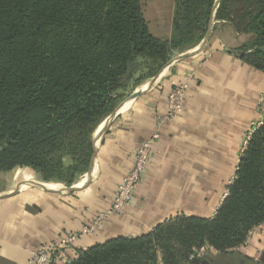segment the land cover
<instances>
[{
    "label": "trees",
    "instance_id": "obj_1",
    "mask_svg": "<svg viewBox=\"0 0 264 264\" xmlns=\"http://www.w3.org/2000/svg\"><path fill=\"white\" fill-rule=\"evenodd\" d=\"M215 3L173 0L171 34L161 39L150 33L143 0H0V173L28 168L44 183L71 187L89 170L94 135L124 96L198 46L212 17L246 38L233 54L264 76V0ZM261 121L246 135L212 219L180 215L79 251L68 264H192L201 247L242 248L264 225Z\"/></svg>",
    "mask_w": 264,
    "mask_h": 264
},
{
    "label": "crops",
    "instance_id": "obj_2",
    "mask_svg": "<svg viewBox=\"0 0 264 264\" xmlns=\"http://www.w3.org/2000/svg\"><path fill=\"white\" fill-rule=\"evenodd\" d=\"M172 12L173 0L166 36H161L152 32L160 30L157 8L145 6L153 36L170 37ZM214 25L198 54L173 55L157 76L124 96L94 135L89 170L71 187L44 183L28 168L0 173V264H27L34 250L77 233L107 210L132 168L138 145L154 134L158 139L146 173L123 213L76 240L69 251L79 253L117 237H138L180 215L213 218L234 177L255 119L257 97L264 91V76L233 54L246 38L228 24ZM186 75L191 79L182 114L160 124L168 93ZM136 91L141 94L131 98ZM192 264H264V225L249 234L242 248L210 251L202 262Z\"/></svg>",
    "mask_w": 264,
    "mask_h": 264
},
{
    "label": "built area",
    "instance_id": "obj_3",
    "mask_svg": "<svg viewBox=\"0 0 264 264\" xmlns=\"http://www.w3.org/2000/svg\"><path fill=\"white\" fill-rule=\"evenodd\" d=\"M190 75L183 78V82L175 86L166 98V114L159 118V123L170 122L182 114L185 104V97L189 88ZM260 115L264 118V94L260 96ZM261 119V120H262ZM254 124L250 128L249 135L261 125L262 121ZM158 139L154 134L149 139L141 142L135 152L131 170L124 175L116 188V192L111 200L110 207L104 212L98 213L93 221L83 226L77 233L63 236L57 240L43 245L31 253L27 264H68L78 258V253H71L70 246L81 237L94 234L112 215L123 213L126 205L132 200L133 194L146 173L152 155V145ZM246 144V140H245ZM212 251V250H210ZM207 247H201L194 252L193 260L202 259L210 252Z\"/></svg>",
    "mask_w": 264,
    "mask_h": 264
},
{
    "label": "rangeland",
    "instance_id": "obj_4",
    "mask_svg": "<svg viewBox=\"0 0 264 264\" xmlns=\"http://www.w3.org/2000/svg\"><path fill=\"white\" fill-rule=\"evenodd\" d=\"M146 5L147 6L153 5L155 8H157L156 18L159 19V21L161 22V24L159 25L160 30L159 31L152 30L153 34L166 36V27L170 21L169 12H170V9L172 7V0H144L143 1V7L145 8ZM151 25H153V23H151ZM193 50H194V48L190 49V51L189 50L188 51L192 52ZM186 52H184V53H186ZM184 53H182V54H184ZM260 96H261V94H260ZM260 96H259V99H260ZM259 99H258V102H259ZM258 105H259L258 109H257L258 116L250 123L249 130L253 126V123L256 124L262 119V117L260 115V103ZM246 135H247V133H246ZM246 135H245V137H246ZM244 145H245V140L243 141V146Z\"/></svg>",
    "mask_w": 264,
    "mask_h": 264
},
{
    "label": "water",
    "instance_id": "obj_5",
    "mask_svg": "<svg viewBox=\"0 0 264 264\" xmlns=\"http://www.w3.org/2000/svg\"><path fill=\"white\" fill-rule=\"evenodd\" d=\"M218 4H219V0H216V3H215V9L218 7ZM214 24V21H213V17L209 23V29H208V32H207V35L205 36V38L201 41V43L199 44V46L194 50L192 51L191 53H184L182 55H180L179 57L180 58H186V57H189L191 54H197L198 52H200L202 50V48L206 45V43L208 42L209 38H210V35H211V30H212V26ZM141 94V92L139 91H136L134 92L132 95H131V98H136L137 96H139ZM95 138V137H94Z\"/></svg>",
    "mask_w": 264,
    "mask_h": 264
},
{
    "label": "flooded vegetation",
    "instance_id": "obj_6",
    "mask_svg": "<svg viewBox=\"0 0 264 264\" xmlns=\"http://www.w3.org/2000/svg\"><path fill=\"white\" fill-rule=\"evenodd\" d=\"M206 256H207V254H206L202 259H197V261H198V262H199V261L202 262Z\"/></svg>",
    "mask_w": 264,
    "mask_h": 264
}]
</instances>
